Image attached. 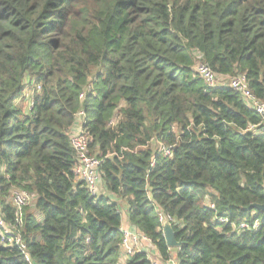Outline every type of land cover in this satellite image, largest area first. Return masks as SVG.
<instances>
[{
	"label": "trees",
	"instance_id": "16d2710c",
	"mask_svg": "<svg viewBox=\"0 0 264 264\" xmlns=\"http://www.w3.org/2000/svg\"><path fill=\"white\" fill-rule=\"evenodd\" d=\"M197 53L264 101V0H0V207L16 226L13 192L36 196L19 227L36 264H152L126 259L119 206L74 174L81 112L107 193L162 261L161 213L176 264H264V212L248 209L264 205V122L197 76ZM0 264L28 263L0 244Z\"/></svg>",
	"mask_w": 264,
	"mask_h": 264
},
{
	"label": "built area",
	"instance_id": "2783aa9c",
	"mask_svg": "<svg viewBox=\"0 0 264 264\" xmlns=\"http://www.w3.org/2000/svg\"><path fill=\"white\" fill-rule=\"evenodd\" d=\"M198 58V63L195 65V72L197 76L203 80L209 87H229L233 89L236 94H238L244 101L245 105L256 114H258L262 121L264 122V101L259 99L250 89L247 77L244 74L237 75L235 77H226L217 75L203 60V56L200 53L195 54ZM227 79L229 80L228 84H223L220 80ZM40 87H37V90L40 91ZM85 120V115L81 112L77 116V121L75 127L71 131L70 139L72 148L76 154L77 165L74 169V174L78 180L85 183L89 193L92 197L100 196V185L102 183L101 175V165L102 161L92 155L90 151V139L88 134L84 129L85 122L83 121L81 126L75 132L76 125L78 121ZM172 147L162 146L160 152L165 156H171ZM155 163H153L154 165ZM36 199L34 194H30L26 191L15 190L13 192V205L17 210V225H9L2 213V208L0 207V244L8 248H17L26 259L28 264H36L32 257L29 254L27 245L23 241L19 227L23 225V213L24 209L29 207ZM212 209H215L214 205H211ZM166 220L171 222V218L164 214H160V221L162 224ZM223 223H227V219L221 220ZM259 223L250 225L248 222H243L240 225L241 230H256L259 227ZM123 230V244L122 248L126 259H129L139 251V247L143 240H148L141 233L132 231L129 229ZM171 263V262H170ZM152 264H160L158 261H152ZM172 264H176L173 262Z\"/></svg>",
	"mask_w": 264,
	"mask_h": 264
},
{
	"label": "crops",
	"instance_id": "0c3cea01",
	"mask_svg": "<svg viewBox=\"0 0 264 264\" xmlns=\"http://www.w3.org/2000/svg\"><path fill=\"white\" fill-rule=\"evenodd\" d=\"M100 196L109 197L113 203H116L119 206L121 214H122V219H123L122 229H129V230L136 231V232L140 233L129 221L128 213H127L128 207H127V203L124 199H121L117 196H113V194H111V193L108 194L105 188L102 189ZM139 251H143V252L147 253L149 255V258L152 261H158L160 264H172L173 262L176 261V250L172 249V259L170 261L171 263L162 261L160 255L158 254L156 247L153 246L149 240H143L142 241V243L139 247ZM123 261L125 262L124 256L122 258V262Z\"/></svg>",
	"mask_w": 264,
	"mask_h": 264
},
{
	"label": "rangeland",
	"instance_id": "374dc122",
	"mask_svg": "<svg viewBox=\"0 0 264 264\" xmlns=\"http://www.w3.org/2000/svg\"><path fill=\"white\" fill-rule=\"evenodd\" d=\"M198 61H199V60H198V58L196 57L195 65L198 63ZM195 69H196V68H194V70H195ZM220 82L223 83V84H228V83H229V80L224 79V80H220ZM33 92H34V90H33V86L28 87V89L26 90V93H25V99H22V100L20 101V103H19L24 109H26V111H29V108H30V105H31V99H32V97H33ZM83 121H84V120H82V119L80 118V120L78 121V123H77V125H76L75 132H76V131L78 130V128L81 126V124H82ZM153 148H155V150H157V149L159 148V144H158V143H155L154 146H153ZM103 188H105V187H104V183H103V181H102V183H101V185H100V191H99L100 194H101ZM113 196H116V195H113ZM117 197H118V196H117ZM119 198H120V197H119ZM29 209H31L32 212H36V211H35V203H34V202L31 204L30 207L27 208V210H26L25 212H27ZM35 214H37V213H35ZM174 250H177V249H174ZM124 264H125V263H124Z\"/></svg>",
	"mask_w": 264,
	"mask_h": 264
},
{
	"label": "water",
	"instance_id": "95a60500",
	"mask_svg": "<svg viewBox=\"0 0 264 264\" xmlns=\"http://www.w3.org/2000/svg\"><path fill=\"white\" fill-rule=\"evenodd\" d=\"M248 209H255L264 212V205H251ZM163 230L167 245L170 249H179L182 247L183 243L176 239L175 231L169 220H166L164 222Z\"/></svg>",
	"mask_w": 264,
	"mask_h": 264
}]
</instances>
